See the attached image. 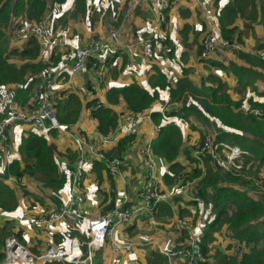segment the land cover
Wrapping results in <instances>:
<instances>
[{
    "label": "crops",
    "instance_id": "obj_1",
    "mask_svg": "<svg viewBox=\"0 0 264 264\" xmlns=\"http://www.w3.org/2000/svg\"><path fill=\"white\" fill-rule=\"evenodd\" d=\"M204 1L205 0H202V2ZM213 1L215 8L211 7L209 4L208 10L204 14L205 16L201 17L200 13L203 11V9L199 11V3H197L196 0H170L168 19L169 24L171 19L172 23H174V26L170 29L168 28L166 31L163 30L162 26L158 27V25H156L157 23L154 22L158 15L157 9L152 10L150 5L143 3L141 6L135 8L132 13L128 14L124 20H122L121 24L123 25L120 28L121 32L124 30V26L128 30L129 26L124 24V22L126 23L128 18L132 16L134 17L136 15L135 13L146 16L149 15L150 20L154 18V24H151L150 26L149 21L144 22L142 19L132 21V23L137 27V32H135V30L131 31L130 36H128L126 33L125 37H122V39L129 41L134 38L135 33L140 35L142 32H145L146 35H153V28H155V25L157 26L156 28L158 31L157 36L169 32L170 37L173 39V42L177 47L176 56L178 58L182 51H187V66L192 68L189 79L195 86L199 87L203 77L214 73L217 74L223 81H226L229 86L228 92L233 99L242 100V105L240 106L239 111L246 113L245 110L254 102L259 104V108H264V95L260 94L264 91V81L261 79V77H264V70L256 64L251 65V63L246 59L238 58L235 54V51L237 50L258 56L256 53L258 50L256 48L257 45L261 43L262 39H264V29L261 24L256 23L252 29L242 32V43L233 40L230 45H222L219 37L220 32L218 30L216 13L217 10L221 9L225 4L230 3L232 0H222L221 3H219V0ZM123 3H125V0H122L118 5L119 7L121 6L122 15L125 13ZM61 4V7H55L54 9L61 13L59 16H57V24L61 26L62 30L64 29L66 31L64 35L61 31L59 32V35L64 42V46L57 47L56 50L61 54H65L68 52V47L65 48L66 46H70L72 48V53L69 55L65 54V58L63 56L60 63L53 66L51 70V72L56 74L57 77L60 73L67 71L68 75L66 80L58 84L60 85L59 88H61V90L65 88L74 90L80 95L83 103L85 104L87 101L94 98L98 99L100 103L108 104L115 110V112L118 113V122L120 120L122 122L124 114L129 111L127 110L126 103L123 100H120L114 104H109L106 101V92L109 87H121L124 84L136 81L139 85L147 88L148 77L153 73L151 67L152 64H156L159 68L164 70L167 73L171 84L174 86L176 81L181 78L182 75L180 64L177 62L176 57L174 60H171L167 56H159L156 58V60H154L152 59L153 56H151L148 51H144L148 49V47L139 50L136 55L128 54L126 52L123 54V51H120V53L117 52L115 53L116 55L114 54L110 56L109 58L111 65L108 64V67H106V72L103 75L101 81L96 79L92 67H88L78 74L72 75L69 72V66L72 63L75 49L85 43H88L95 37L98 38L106 36L107 31H109V24H105L101 19L98 20L95 18L94 24L90 26V29L92 28L91 31H88L86 28V26L89 27L87 22L83 27L80 26L76 28L77 24H73V18H78L79 16L83 19V17L79 13L75 17L70 16L74 6L73 0H67ZM195 6L198 7L196 8ZM210 9H214V12H210ZM165 11L166 10H164V12ZM63 15H65V17H63ZM209 16H211V19ZM62 20H64V24H62ZM199 23H201L200 26ZM119 24L120 23H118V25ZM184 24H188L189 26L186 34L181 33V29L183 28ZM235 24L239 30L243 29V22L240 18H236ZM53 26L55 27L56 25ZM203 28L209 31L212 30L215 36L219 38L216 42L218 45L217 51L210 58L205 60L199 57L197 48L200 44L198 45L199 41L197 38H195L196 34L199 33V30H202ZM90 33L94 34L92 36L93 38H86V36L90 35ZM69 37H71V39H69ZM14 44H21V40L16 39ZM235 44H238V46L236 47ZM123 59H126L125 63L123 62ZM231 61L240 66L246 67L252 73V77H249V79H251L253 82L247 83L248 86L245 87V89H243L241 85L237 83V78L231 72H226L215 64V62H218L223 63V65H228ZM161 95L162 99H157L153 105L148 108V110L151 109L149 110L151 113L156 110L168 111L173 107V104H180V102L177 101L166 103L168 100V92L166 90L161 91ZM189 104H191V102H189ZM205 116L207 117V121L203 120V122H211L224 130L236 132L233 129L223 126L213 117H209L206 114ZM199 119L200 118H197L193 115L189 116L188 121L179 120L178 117L173 118V121L179 125L180 131L182 133V144L177 157V161H179L185 167L184 171L182 172V176H186L191 170V167L194 165L186 156V151L192 158L195 159L198 166L201 167L202 170L204 168V158H202L204 155L199 153L200 146L198 147L200 135H196V133L190 129V127H193V129L197 128L198 124L200 123ZM96 125L97 122L91 118L89 109L83 108L81 110L78 122L71 125L70 128H66L65 126L61 125V129H56V134L49 133V129H41L39 131L36 130L38 133L47 136L48 142L56 145L59 166L66 175V184L62 189H60L58 195L55 194L60 199V205L53 201L52 196L54 193L50 190L43 189L47 190L48 192L46 197H42V195L38 192L39 187H42L32 177L27 175L21 176L24 185H20L18 183L17 187L15 181L9 178V176H13V174H9V176L7 175V177L3 178L2 181L14 190L18 197V206L13 211L0 210V229L6 224L10 231L20 232L21 241L30 247L32 251L39 252L45 249V245L48 241L66 244V239L68 236L73 237L78 234H80V236L78 235L79 237L84 239L85 236L83 233L87 228V219L98 213H103L117 204H120L123 194L128 195L129 201L127 204L131 205V207L134 208L143 204V201L139 196V191L144 175V169L139 161L138 150L141 146L146 144H151L152 146L153 141L159 133V125L153 121L151 114L150 118L145 119L140 124L138 132L135 135H132V140L130 143L128 142L121 155H118L124 157L127 162L126 165L123 166L121 173L116 175L108 172L104 166L100 164L94 166L92 164L93 160L98 158L93 157V155L87 150L81 151L85 153L86 157H88L87 163H85L83 166L84 179L80 189L82 191L81 193L83 194V198L79 204L86 213V219L81 220L80 223L76 225V230L74 228L69 230L64 221H59L52 222L54 224L49 228V232L41 230L35 231V227H28L27 220L24 221L22 228L19 229L15 220H13L17 216H21L24 211L30 212L33 215H40L47 214L60 206H67V195L69 193L68 186L70 188V181L66 170L67 166H70V168L74 167L80 156L82 145L77 139L78 135H85L88 142L93 143L97 148L104 150L106 153L111 152L112 149L117 145V143L115 145L103 143L101 141V136H103V134L97 131ZM19 128L21 130L19 137H21L22 132L26 128ZM247 136L251 137L250 135ZM127 137L130 136H124L121 139ZM12 152L13 157L18 156L17 150H13ZM70 152H72L73 155L75 154L74 152H76V156L73 157L72 154L70 155ZM242 153L243 152L238 146L233 143H228L222 150V157L229 162L232 168H234L231 163L234 165L235 163H238L239 165L243 163L242 160L245 158V156ZM204 154L210 157L211 160L206 157L208 158L209 163L211 165H215L213 163L214 159L209 154ZM252 157L255 156L252 155ZM0 158L2 159L1 167L5 168L7 162L2 158V156H0ZM157 163L159 166V171L161 175H163V173L168 169V163L161 161L158 158ZM263 163L264 162H260L259 160H257L256 163H253V160L251 159L249 165L252 164L251 169L254 172L249 174L253 178H256L258 181H260L264 187ZM235 167L239 168L236 165ZM2 168L0 169L1 171ZM237 172L241 176L244 174V177L247 179L251 177L247 174L248 172L244 173L245 171L241 170L240 168L237 170ZM160 179L162 188L169 191L170 193L169 198L165 201L157 203L152 210L144 209V211H135L128 222L125 224L116 225L118 227L117 240L112 239L115 233V227L112 235L108 237L112 239L111 243L116 242L123 245L128 243L131 245V247L119 252H116L112 247V250L110 249V253H103L105 250L104 248L102 251H97V253H101L103 255V257L100 258L102 262L101 264H110L111 262L123 264L122 258L127 256V251H132V254L129 255L131 260H137L136 263L131 264H147V261L143 262L140 259V257L145 253L143 251L145 246H148V250L157 249L158 251L154 252H159L162 257L161 252L169 249L171 243L174 241L180 245L181 243H185L190 236H196L199 243V238L202 236L203 228L208 221L212 220L213 213L211 211V204L207 203L202 197L197 195L199 186L198 179H193L185 183L183 182V178L180 177V179L170 186L163 182L162 177H160ZM179 184L185 187V190H183L182 193H179L178 189H176V185ZM234 186L245 190L253 198L260 197L261 193L258 191L259 187L256 185L255 187H252L247 183H238L234 184ZM207 190L208 193H211V189L209 187ZM61 191L62 195L60 194ZM195 197H199L201 201H197ZM193 201L197 202L195 203ZM165 206H168L169 208L165 209ZM169 209L171 210V215H166L165 210L169 211ZM178 219H186L188 221L187 226L181 227L178 224ZM197 227L200 229H197ZM182 228L188 229L189 234L183 240L177 241L180 237V230ZM223 230L226 229L223 228ZM6 236L7 234L5 235L0 233V238L2 239V243H0V252L3 250L4 239ZM213 236H215V233ZM116 259H118V261Z\"/></svg>",
    "mask_w": 264,
    "mask_h": 264
},
{
    "label": "trees",
    "instance_id": "obj_2",
    "mask_svg": "<svg viewBox=\"0 0 264 264\" xmlns=\"http://www.w3.org/2000/svg\"><path fill=\"white\" fill-rule=\"evenodd\" d=\"M47 1L0 0V87L12 86L13 99L22 107H32V98L40 89L39 87L34 96L31 97L34 82L37 81L34 76L43 67V63L39 60V57L47 54L49 61H53L51 63L55 66L60 63L63 56L65 58L66 53L61 54L56 49L51 48L43 50L39 40L29 36L25 39L19 38L21 44L11 45V38L5 29L13 16H22L28 20L42 18L47 8ZM50 1L55 5L64 3L67 0ZM73 4L70 16L75 17L78 13L84 16L88 7L87 0H73ZM123 5L126 8L127 2L123 3ZM169 8L165 9L166 11L164 12L165 21L161 23L163 29L164 23L168 22ZM121 10V6L109 7V11H114L116 14L113 20L114 27L121 22L123 16ZM216 14L220 36L228 40L229 43L233 40L242 43V32L252 29L256 23L261 24L264 29V0H232L217 10ZM236 18L242 20V30H239L235 24ZM62 21V24H64V20ZM50 28L54 32V26L50 24ZM188 29V24H184L181 33L186 34ZM203 31L205 34H202L201 40L205 35L211 34L209 30L203 28L199 30L195 38L198 39L200 33ZM15 35L13 34L12 36ZM139 36L145 37L147 35L145 32H142L140 35L137 33V37ZM156 38L152 39L149 47L151 45L155 46L157 40H159L163 46L160 50L162 57L167 56L171 60H174L176 57L177 62L180 64L182 76L176 81L175 86L171 84L164 70L156 64H152L153 73L148 77L147 88L139 85L136 81L124 84L121 87L112 86L107 89L106 101L109 104H114L123 100L126 103L128 111L145 110L153 105L157 99H162L161 91L166 90L168 92L166 103L180 102L179 105L173 106L168 111L156 110L151 113V118L159 125V133L153 141L152 149L154 155L159 160L168 163V169L162 175L163 182L166 185L170 186L174 184L180 177L183 178V182L185 183L198 179L197 195L211 204L213 218L205 224L202 236L199 238V245L205 257V261L200 264H212L208 256L210 250L208 244L213 240V234L220 232L221 228H225L230 235V244L232 246L235 244L233 241H236V246L245 248L240 256L235 257L228 256V254H223L220 251L216 252L215 258H220L219 262L221 264H264V192H260V197L253 198L245 190L234 186V184L238 183H247L252 187L256 185L255 181L257 179L247 173V170L252 166V164L249 165L252 158H257L260 162H264V117H257L250 113L239 111L242 100L233 99L230 96L228 84L217 74L211 73L203 77L200 86H195L189 79L192 68L187 66V51H182L179 54V58L176 56L177 47L169 32L164 35H158V39ZM201 40L197 48L198 54H200ZM256 49H264V39L257 45ZM120 51H123V54L125 53L122 48H115L111 56L117 52L120 53ZM235 54L238 58L246 59L251 65L256 64L264 70V60L260 57L237 50ZM13 58H15L16 62L20 61L21 63L11 61L10 59ZM123 62L125 63L126 59H123ZM108 64L111 65L109 57L106 61V67H108ZM215 64L226 72H231L243 89L248 86L247 83L253 82L249 79V77H252V73L246 67L240 66L233 61L229 62L228 65L218 62H215ZM88 67L93 68L91 58L87 61L85 69ZM50 74L54 73L51 72L48 75ZM64 74L67 77L68 73L64 71L54 80L53 103L58 123L66 128H70L71 125L78 122L81 110L88 108L91 118L97 122L96 129L98 132L103 135L113 132L118 124V113L108 104L100 103L96 98L87 101L85 104L80 95L74 90L70 88L61 90L59 88L60 85L56 88V82L59 84L66 80ZM261 79L264 81V77H261ZM260 94L264 95V91ZM258 106L259 104L254 102L250 107ZM205 114L218 120L223 126L236 131H227L218 127L213 143L221 158H223L222 150L226 144L233 143L238 146L245 158L242 160L243 163L241 165L238 163H235V165L245 171L244 173L250 175L249 179L245 178L244 174L242 176L239 175L237 172L239 168H236L233 163L231 165L234 168L231 167V171L223 172L214 162L215 165H211L209 163L210 157L205 154L202 157L204 158V168L202 170L187 151L185 154L194 165L186 176H182L185 167L177 161L182 144V133L179 125L173 121V118L178 117L179 120L188 121L189 116L193 115L200 119H207ZM3 115L4 113H0V118ZM49 133L56 134V129H49ZM203 138L204 136L201 137L198 147L202 145ZM131 140L132 136L121 139L112 151L107 154L109 156L121 155ZM17 151L18 156L13 157L7 162L3 172L0 173V210L13 211L18 206V197L14 190L2 181L9 174L32 177L43 189L53 192V201L60 205V199L55 194L63 188L67 179L59 166L56 145L48 142L47 136L28 128L21 134ZM74 153L73 155L70 152V155L72 154L75 157L76 152ZM252 155L255 157H252ZM92 164L94 166L100 164L106 169L103 161L99 159L93 160ZM67 168L69 169L70 166H67ZM106 171L108 170L106 169ZM241 179L244 181L239 182ZM208 187L211 189V193H208ZM193 202L196 203L197 201ZM167 208L169 207L165 206V209ZM165 214L171 215V210H165ZM0 233L8 235L12 231L5 224L1 227ZM16 234L21 240L20 232H16ZM188 234V229L182 228L177 241L183 240ZM0 243H2L1 238ZM2 258L3 253L0 252V261ZM46 264L67 263L53 261ZM147 264H162L160 253L153 252L147 260Z\"/></svg>",
    "mask_w": 264,
    "mask_h": 264
},
{
    "label": "built area",
    "instance_id": "obj_3",
    "mask_svg": "<svg viewBox=\"0 0 264 264\" xmlns=\"http://www.w3.org/2000/svg\"><path fill=\"white\" fill-rule=\"evenodd\" d=\"M121 1L107 0L108 7L118 6ZM125 2H127V6L122 20L132 13L135 8L146 3L151 6L152 10L157 9L158 15L156 18L161 23L165 21L164 10L170 5V0H125ZM61 5L55 4L53 7L59 8ZM48 20L49 17L47 15L36 20L19 17L17 26L13 28L14 34H18V37L23 39L28 36L37 38L43 50L63 47V40L58 32L51 30ZM121 22L116 27L109 29L106 36L94 38L75 49L72 63L69 66V72L72 75L85 70L86 63L91 58L95 77L101 81L106 70V61L115 48H122L126 53L136 55L139 50L150 45L154 38L152 36H135L129 41L123 40L120 32V28L123 25ZM212 35L213 33L205 35L201 40L199 57L203 60L210 58L217 51L216 42L218 37ZM219 37L222 45H230L228 40L223 39L221 36ZM235 46L237 47L238 44H235ZM256 53L264 60V49H260ZM56 77V74H50L43 80L39 91L32 98V107H22L15 102L12 91L11 89L9 91V88L3 95V99L0 100V113H4L0 118V149L1 156L6 162L13 158V150L9 143V132L15 124L27 123L28 127L33 130L62 128L56 118V110L53 103L54 80ZM149 110L125 113L122 122L121 120L118 122L113 132L101 136V141L105 144L115 145L122 137L135 135L139 130L140 124L145 119L150 118L151 112ZM245 111L257 117H264V109L259 107H248ZM214 137L210 133L204 135L199 153L209 154L214 159L213 162L217 167L223 171H231L229 162L219 156L213 143ZM77 139L82 145L80 156L76 165L66 170L70 181V202L67 206H60L47 214L33 215L24 211L21 216H17L15 219L12 218L19 229L22 228L24 221L27 220L28 227H35V231L49 232V224L59 221H64L67 228L71 230L75 229L81 220L86 219L84 209L76 201L84 179L83 166L88 161V157L81 152L82 150H87L93 157L103 161L106 169L113 174L121 173L123 166L126 165L127 162L124 157L118 155L109 156L104 150L88 142L85 135H78ZM152 150L151 144L143 145L138 150L139 161L144 169L139 191V196L143 201L141 206L131 207V205L127 204L129 201L128 195L123 194L120 204L87 219V228L83 233L84 239L75 235L73 237L68 236L66 244L48 241L45 249L39 252L32 251L13 231L4 239L3 258L0 264H46L53 261H61L67 264H94L95 253L104 248L106 239L112 235L116 225L128 222L135 211L152 210L157 203L169 198V191L162 188L160 179L162 175L159 171L157 158ZM9 178L15 181L17 187L18 183L24 185L21 176L10 175ZM255 184L259 187V192H264V187L260 181L256 180ZM195 199L201 201L199 197H195ZM177 221L181 227H185L188 224L186 219H178ZM111 247L116 252H119L129 249L131 245L112 242ZM161 254L163 264H200L205 261L196 236H190L185 243H181L174 249L162 251Z\"/></svg>",
    "mask_w": 264,
    "mask_h": 264
},
{
    "label": "rangeland",
    "instance_id": "obj_4",
    "mask_svg": "<svg viewBox=\"0 0 264 264\" xmlns=\"http://www.w3.org/2000/svg\"><path fill=\"white\" fill-rule=\"evenodd\" d=\"M196 1H197V3H199V5L197 4L199 7L198 6H195V7L196 8L198 7L199 11H201V9H203V11L200 13L201 17L205 16L204 14L208 10L209 4H210L211 7L215 8L213 0H205L203 2V4H201L202 0H196ZM221 2H222V0H219V3H221ZM87 5H88L87 11H89L90 13L86 12V14H84V16L82 15L83 19L81 17H79V16H78V18H73L74 19V23L73 24H77L76 28L80 27V26L83 27L85 25V23L87 22L89 27L86 26V28H87L88 31H91L92 28L90 29V26L94 24L95 18L98 19V20L101 19L102 21H104L105 24H109L108 30L111 29V28H114L113 20H114V17L116 16V14L114 13V11L112 13L109 11L107 0H87ZM53 6L54 5L52 4V1L48 0L47 1V8H46V11H45L44 15H47L49 17L48 21L50 22L51 25H56L53 28V30L54 31H58V32L61 31L63 33V35H64L66 30H64V29L62 30L61 26L59 24H57V22H58L57 16H59V14H61V13L58 12L57 10H55ZM210 12H214V9H210ZM135 14H134L135 15L134 17L132 16V17L128 18L126 23L124 22V24H126L129 27H128V30L125 28V26L123 27L124 30L122 32L120 30L121 37L124 38L126 33L128 34V36H130L131 31H134V30L136 31L137 30V27L132 23V21H136L137 19L138 20L142 19L144 22L145 21H149V25L150 26H151V24H154L153 23L154 18L152 20H150L149 15L146 16V15L139 14V13H135ZM19 17L20 16H16V17L13 16L11 21H10V23H9V25L5 29V31L8 33V36L11 38V42H10L11 45H15L14 44L15 40L17 38H19L18 34L15 35L16 37L12 36L14 34V29L13 28L15 26H17L16 24L19 21ZM209 18L211 19V16H209ZM121 20H122V18H121ZM154 22L157 23L156 25H158V27H161V21H158L157 18L155 19ZM164 24H165L164 25V29H163L164 31H166L168 28L170 29L171 27L174 26V23H172L171 19H170V24H169V19H168V22L164 23ZM200 24L201 23H199V26H200ZM154 27L155 28H153V35H155V36H153V35H147V36H152V37H156L157 36V32H158L157 28H156L157 26L154 25ZM218 30H219V28H218ZM210 32H211V34L213 33L212 30ZM132 33H134V32H132ZM203 33H204V31L201 32L200 35H199L198 45L200 44L201 36H202ZM93 35H94L93 33H90V35L86 36V38H88V39L89 38H93L92 37ZM135 36H137V33L134 34V37ZM212 36L215 37V34L213 33ZM69 39H71V37H69ZM88 39H86V40H88ZM156 39H158V36H157ZM161 47H163L161 42L159 40H157V44H155V46H152V45L150 47L148 46V49H146L144 51H146V52L148 51V53L151 56H153L152 59L156 60L157 57H159V56L162 57L161 52H160ZM65 48L68 49V52H69L68 55L70 53H72V48L70 46H66ZM66 55H67V53H66ZM39 58H40L39 60L43 63V67L34 76L37 79V81L34 82L33 91L31 92V97H33L34 93L37 92V90L40 87L41 82L44 80V78H46L47 75L49 73H51V70H52V67H53V64L49 61V56H47V54L46 55H41ZM10 60L16 62L15 58L10 59ZM16 63H21V62L17 61ZM64 76H65V74H64ZM65 79H66V76H65ZM11 87L12 86L8 85V86H4V87L0 88V100L3 99L2 97L6 93L8 88H9V91H10ZM55 87L58 88V83L57 82L55 84ZM174 105H177V104H173L172 106H174ZM199 120H200V123L198 124L197 128L193 129V127H190L191 131H194L196 133V135L197 134L200 135V139L199 140H201V137L204 136L207 133H210V134H212L214 136L216 135L218 127L214 123H211V122L205 123V122H203V120L207 121V119H205V118L199 119ZM201 121H202V123H201ZM19 127H25L26 129L29 128L27 123H23L22 122V123L15 124L12 127V129L10 130V132H9L10 146H11V148L14 151L17 150L18 143L20 141L19 135L21 133V130H20ZM37 131H39V129ZM199 143H200V141L198 142V144ZM252 160H253V163H256L258 159L252 158ZM1 162H2V159L0 158V169L2 168L1 167L2 163ZM3 170H4V168H2V171L0 170V173L3 172ZM247 172L251 174L254 171L250 168L249 170H247ZM241 181H244V180H242V179L239 180V182H241ZM68 189H69V193L67 195L68 196L67 205L70 202V188H69V186H68ZM176 189H178L179 193H182L183 190H185V187H183L182 185L179 184V185H176ZM187 189H188V187H187ZM59 191L57 192V195H58ZM38 192L42 195V197H46L48 191L47 190H43V188L39 187ZM81 192L82 191L80 190L79 195L76 197V201L79 204H80V202H81V200L83 198V194ZM60 194L62 195V191L60 192ZM53 224L54 223H50L49 226L52 227ZM198 224H199V222H198ZM196 225H197V223H196ZM197 229H200V228L197 227ZM117 233H118V227L116 226L115 233H114V236H113L112 239L117 240ZM78 235L80 236V234H78ZM213 237H214L213 240L210 241L209 244H208L209 249H210L209 253H208V256H209V260L212 262V264H221V262H219L220 258H215V254L218 251H220L223 254L226 253V254H228V256L235 257V256H240L241 252L243 250H245V248H241V247L239 248V246H236L235 245L237 243L236 241H233V243H235V244H233V246H232V244H230L231 237H230V235L228 234V232L226 230H223V228H221L220 232L215 233V236H213ZM112 239L111 238H107L106 239V243H105V246H104L105 250L103 251V253H105V252L110 253ZM23 241H25V240H23ZM228 245H230V246H228ZM177 246H178V244L174 241V242L171 243V246H170L169 249H174ZM147 247L148 246L144 247L143 251L145 253L140 257L141 261H143V262H146L151 257V253H153L154 251H158L157 249L156 250H154V249L153 250H150V249L148 250ZM126 254H127V256L122 258V260H123L122 263L123 264H131V263H136L137 262V260L133 261L129 257V255L132 254V251H127ZM102 257H103V255L101 253L99 254V253L96 252L95 256H94V259H95L94 260V264H101L102 262H101L100 258H102ZM116 260L118 261V259H116ZM110 264H116V263L111 262Z\"/></svg>",
    "mask_w": 264,
    "mask_h": 264
},
{
    "label": "water",
    "instance_id": "obj_5",
    "mask_svg": "<svg viewBox=\"0 0 264 264\" xmlns=\"http://www.w3.org/2000/svg\"><path fill=\"white\" fill-rule=\"evenodd\" d=\"M48 123V121H46Z\"/></svg>",
    "mask_w": 264,
    "mask_h": 264
}]
</instances>
